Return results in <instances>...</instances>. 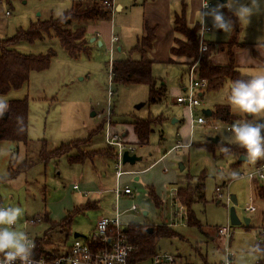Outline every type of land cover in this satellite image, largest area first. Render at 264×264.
Instances as JSON below:
<instances>
[{
  "label": "rangeland",
  "instance_id": "1",
  "mask_svg": "<svg viewBox=\"0 0 264 264\" xmlns=\"http://www.w3.org/2000/svg\"><path fill=\"white\" fill-rule=\"evenodd\" d=\"M101 1H0V40L11 38L18 28L27 29L37 21L57 18L76 3L96 2L100 5ZM206 1L209 3V0ZM215 3L216 0H211L210 6ZM230 3L231 0L224 3L226 14ZM199 16L200 13L196 18L200 22ZM207 27L211 29L210 24ZM236 29L237 32L232 29L229 33H213L211 30L204 40L212 45L226 44V47L220 50H227L229 42L248 44L234 53V58L240 65L238 71L241 76L247 78L260 74L264 67L255 60L250 62L249 53L251 48L264 47V3H260L259 11L251 17L248 24L238 22ZM91 45L89 56L81 54L76 59L69 56L53 37L31 44L19 42L14 46L15 50L24 55L48 52L53 54L46 70L31 72L28 82L20 89L0 95V101L6 105L10 101L27 100V145L0 141V206L22 209V216L14 226L15 230L25 232L30 239H40L46 235L47 229L51 228L49 223L39 219L45 213L57 219L70 211L72 214L76 209H82L73 214L71 231L66 239L61 234L66 230L63 225L47 234V243L43 249L52 253L63 251L65 246H69L74 233L82 235V239L88 238L99 218L113 216V206L116 202L113 194L116 187V163L101 156L95 159L93 157V151L101 149L103 153L104 148L108 147L104 144V130L107 93L111 91L113 96L110 99V125L118 132L128 130L129 143L133 139L131 123L135 120L147 117L163 118L161 125L153 127L146 145L129 144L134 148V155L140 157L141 161L133 166L125 164L122 170H143L161 156H164V160L160 165L149 168L143 175L140 174L137 182L134 181V176L121 177V188L127 186L133 192L131 198L120 197L121 211L131 205L138 208L137 212L124 213L122 220L134 223L146 221L143 225L153 226L152 224H159L164 214H167L170 221L174 212L184 210L179 203L172 204L176 184H186L187 181L194 186L202 182L204 199L194 202L190 209L198 225L187 224L184 210L183 219H175L174 232L178 236L157 239L156 253L174 255L181 264H205L203 258L207 264H219L222 260L223 244L211 240L215 237L216 228L229 223V209L233 207L238 220H250V229L243 227V224L231 227L229 250L234 253L232 264H257L258 253L254 252V245L262 240L260 233L264 222L261 221V210H264V205L256 198L255 186L264 183H254L240 175H246L263 160L257 159L253 162L247 159L238 163L239 157L233 153L222 154L218 149L211 150L204 145L213 144L209 138H217V145L238 147L223 140L221 134L227 135L224 130L229 124L245 119L255 121L259 117L249 116L230 107L227 101L230 83L226 82L218 91H205L201 97V107L194 109L192 116L196 119L200 117L202 110L210 111L214 105H225L229 107L232 115L230 122L205 118V125L191 126L189 112L175 103L176 97L183 94V88L188 85L186 70L191 65L186 66L185 72L179 67L177 77L176 69L168 71L159 66L152 76L159 86L164 84L166 97L159 104H149L147 86H115L111 83L109 52ZM224 54L222 55L226 57ZM126 58L134 59L135 55H127ZM173 120L177 122L173 123ZM39 140H45L52 149L61 144L84 141V144L78 147V154L93 160L83 164H70L67 158L61 157L46 163H36L14 179L5 181L9 162L18 164L24 160L25 155L34 158ZM177 142L183 146L175 150L173 147ZM76 152V149L71 150L70 155H75ZM241 155L245 157L244 152ZM181 164L184 166L183 171L178 170ZM232 172H237L238 178H234ZM147 184H153L157 189L159 197L165 203L163 204L155 194L161 207L155 208L154 202L153 206L143 199L148 188H152H147ZM73 185H77L79 190L73 191ZM216 188L220 189L219 193H216ZM231 196L235 198L236 205L230 203L227 207L226 197ZM250 199L254 200L253 206L256 207V211L251 214L244 212ZM143 212L147 213L146 218H143ZM33 218L39 219V222L24 227L23 223Z\"/></svg>",
  "mask_w": 264,
  "mask_h": 264
},
{
  "label": "trees",
  "instance_id": "2",
  "mask_svg": "<svg viewBox=\"0 0 264 264\" xmlns=\"http://www.w3.org/2000/svg\"><path fill=\"white\" fill-rule=\"evenodd\" d=\"M3 1V0H0ZM105 1V0H104ZM109 1V0H108ZM152 1V0H146ZM230 15V13H227ZM111 16L110 10H104L99 3H76L72 8L63 12L57 18H49L48 20L37 21L29 25L27 29L18 28L11 38L0 40V95H5L10 90L20 89L28 82L31 72L44 71L49 67L50 60L53 56L52 52L38 55H24L14 49V46L19 42L34 43L36 41H43L46 38H56L60 46L68 53L69 56L76 59L81 54L89 56V43L85 37V26L88 23H93L102 20H109ZM76 24V25H75ZM75 25V26H73ZM238 22L233 25V30L237 32ZM198 25L193 28H188L183 12L174 17V29L176 33L183 36V40H175L174 47L170 49L171 58H179L185 60V65L190 66L197 61L196 72L200 78L207 81L206 92L218 91L226 82H232L237 79H248L241 76L234 67V57L231 49L234 46H242L236 42H229L227 44L228 64L224 66L214 65L210 61V55L213 52V45L208 44V50L198 60ZM145 36L139 39L132 49L137 52L139 59H123L113 60L110 66L111 83L115 86L126 85H145L148 88V103L159 104L166 97V90L164 85H158L157 80L151 73V62L144 60L143 56L150 50L154 41V30L145 26ZM233 33H235L233 31ZM234 35V34H233ZM172 61L170 60V63ZM264 66V61H263ZM2 113H7L5 120L0 119V141H7L11 144L21 143L27 145V100L10 101L6 109ZM0 113V115L2 114ZM147 117L145 119H138L132 123L133 133L136 136L137 145H146L150 134L153 132V127L159 126L163 122L162 117ZM212 118L217 121L230 122L232 115L229 107L225 105H217L210 111V116L206 119ZM84 142V141H83ZM83 142L61 144L54 149L50 148L45 140L37 142L36 156L25 155L24 160L15 164L9 162L7 168V175L5 181L14 179L19 174L26 172L36 163H46L50 160H57L61 157L67 158L70 164L83 163L87 158L78 154L79 145ZM206 148L214 150L218 149L222 154L233 153L236 157L242 156V149L239 147L230 148L217 144H205ZM223 147H228L229 151L224 152ZM76 149L75 155H70L71 150ZM103 150V149H102ZM93 157L101 156V158H108L115 160V153L113 149L106 147L104 152L101 149L93 151ZM93 159V158H92ZM263 162L256 165L264 164ZM257 182V181H255ZM254 182V183H255ZM258 183V182H257ZM148 196L155 203L156 207H161L158 198L152 188H148ZM255 195L259 200L264 201V184L255 186ZM176 198L182 208L185 210L188 225H198L194 215L191 212V205L204 199L203 183L199 182L192 186L189 182L182 188L176 190ZM87 207V206H86ZM82 210V209H79ZM75 210L74 213H67V215L58 223H52L48 219V213H45L41 220L49 223L52 228H57L60 225L65 226V232H69V227L73 220V214L79 213ZM151 228L152 232L147 233L146 230ZM249 229V226L245 227ZM125 233L128 242L133 247L131 255L132 262H142L150 259L156 254L155 243L160 238H170L178 236L174 229L167 227L164 223L159 226H146L143 224H129L125 228ZM34 241V255L38 257H54L57 251L49 253L43 249L47 242L46 238L33 239ZM261 255V260L258 264H264V242L259 243L256 248ZM205 264L206 260L203 258ZM186 264V263H185Z\"/></svg>",
  "mask_w": 264,
  "mask_h": 264
},
{
  "label": "built area",
  "instance_id": "3",
  "mask_svg": "<svg viewBox=\"0 0 264 264\" xmlns=\"http://www.w3.org/2000/svg\"><path fill=\"white\" fill-rule=\"evenodd\" d=\"M101 7L104 10H110L112 13V6L108 0L101 2ZM210 7V3L206 0H201L200 10L202 11L205 7ZM197 39H198V60L208 50V44L205 42V35L211 31L210 28H205L204 23L200 21L198 25ZM116 39L112 38L111 42H115ZM197 61L192 64L187 70L188 85L183 88V94L181 93L176 97L175 103L183 106L188 112L190 117V125H205L206 121L201 112L200 117L193 119L192 111L196 108L201 107V97L207 89V81L200 78L196 72ZM109 68V79L110 66ZM110 88V85L108 89ZM113 96L111 91H108L107 97V109L105 115V131L104 141L105 145L113 149L115 153V179L116 187L113 190L115 205L113 206L112 217H101L95 224L93 232L86 239H73L71 244L63 252L55 255L54 257H38L33 253V260L35 264H181L179 259L171 254L157 252L150 259L142 262H132L133 247L128 242V238L125 233V228L128 226L122 220V216L126 212H136L137 206L131 205L128 209L121 211L119 207V200L122 196H130L131 189L129 187L120 186V179L124 175L134 176L137 174L136 171H125L122 170V155L127 152L129 155L134 154V148L126 144L122 135L113 132L110 125V99ZM231 125V124H229ZM228 125V126H229ZM227 126V127H228ZM215 129L216 127L213 126ZM178 145L176 148H181ZM245 177L251 182L264 183V164L256 165L246 175H240ZM235 178H238L237 176ZM73 190H78L77 185H73ZM220 189L216 188V193H219ZM175 198L172 200V204L179 203L176 198V190L174 194ZM231 203L230 198L226 197L227 207ZM182 208V206H180ZM183 210V208H182ZM184 211V210H183ZM174 212L173 218L167 224L169 227H175V219L178 217L179 220L183 219L184 212ZM255 207L253 204H249L244 212L253 213ZM41 220V218H39ZM39 219L26 220L23 225L28 227L35 225L39 222ZM15 226V225H14ZM230 224L228 223L224 227H218L215 231V237L211 240L213 242L220 241L223 244L221 249L222 260L219 264H232L234 260V253L229 250L230 240L232 237ZM260 236L264 238V230L261 231ZM33 244V239L28 238ZM263 240H260L261 243ZM34 251V247L32 252ZM17 264L19 262L17 261Z\"/></svg>",
  "mask_w": 264,
  "mask_h": 264
},
{
  "label": "crops",
  "instance_id": "4",
  "mask_svg": "<svg viewBox=\"0 0 264 264\" xmlns=\"http://www.w3.org/2000/svg\"><path fill=\"white\" fill-rule=\"evenodd\" d=\"M102 1H104V0H102ZM109 2L111 4L112 10H113V13H111L110 19L97 21V22H93V23H88L85 26V37L88 40L89 45L93 44L94 46L104 48L106 51L109 52L110 62L108 63V65L113 60L129 59L126 57H127V55H131V54L135 55L134 59H139L140 55L137 52H133L132 49L135 47L137 41L145 36V30L144 29H145V26H147L150 29L154 30V37H155L150 50H148L145 53V55L143 56L144 60L151 62V73L153 74L155 71H157V68L159 66H162L163 68H165L168 71H172V70L176 69L177 70V71H175L176 77L179 74V70H178L179 67H181L185 72V70H186V65L184 64L185 60L170 57V49L172 47H174L175 40H177V39L183 40L184 39L183 36L176 33V31L174 29V17L176 15H180L183 12L185 23H186L188 28L191 29L194 26L199 25L200 22L196 18V16L198 15V13H201V10H200L201 0H152V1H146V0H109ZM112 38H115L116 41L111 42ZM91 39H93L92 40L93 42L90 43ZM240 44H243V45L242 46H234L233 47L234 49L232 48L233 50H231V51H232L233 57H234V53L236 54L238 51L243 49L245 46H248V44H246V43H240ZM223 47H226V44H224V45L220 44L219 46L216 44H213V52L210 55V61L212 64L219 65V66H224V65L228 64L227 50L226 49L220 50ZM89 48H90V46H89ZM224 53L226 54V57L222 55ZM249 54L253 58L252 59L250 57V62H253L255 60L257 63L260 64V66H263L264 47L258 48V49L251 48V52ZM221 55H222V57H221ZM170 60L172 61L171 63H170ZM234 67L236 68L237 71L239 70V67H240L239 63L235 60V58H234ZM186 72H187V70H186ZM238 72H239V74H241L240 71H238ZM242 76H244V75H242ZM215 106H217V105H214L212 110L215 108ZM212 110H210V111H212ZM202 111H208V110H202ZM176 122H177L176 120H173V123H176ZM130 129L132 130V134H133V139L131 140L132 141L131 143H129L127 141L128 130L125 129V131L118 132L111 125V130L113 132H116V133H119L120 135H122L124 142L126 144L135 145V144H137V140H136V136L133 133L132 123H131ZM210 139L211 138H209L208 140L210 141ZM217 142H218V140H217ZM104 144H105V142H104ZM215 144H217V143H215ZM178 145H181V144H179V142H177L173 148L175 150L180 149V148H176ZM181 146H183V145H181ZM94 159H95V157H94ZM92 160L87 159L83 163L88 162V161L91 162ZM163 160H164V156H161L158 158V160H156L155 162H152L148 166V168H146V169L131 170V171L137 172V174L134 175V181L135 182L139 181V175L140 174L143 175L144 173H146L149 170V168L155 166L156 164H157V166L160 165L163 162ZM111 161L114 162L113 159ZM83 163H80V164H83ZM183 169H184V166H183ZM186 183H187V181H186ZM255 183H257V182H255ZM185 185H186L185 183L176 184V190L178 188H181V187L183 188ZM123 187H127V186H123ZM146 187L147 188L152 187L154 189L155 194L159 197L158 191L153 184H147ZM72 190H73V186H72ZM78 190H79V188H78ZM73 191H75V190H73ZM132 196H133V192L131 191V195L127 196V197L131 198ZM159 198L162 201V198L161 197H159ZM143 199L146 202H150L154 206V204L152 203V201L148 197V191L146 193V196ZM259 201L264 205V201H262V200H259ZM162 203L165 204L163 201H162ZM251 203L252 204L254 203L253 199H250L249 204H251ZM255 211H256V207H255ZM126 213H130V212H126ZM66 215L67 214H65V216ZM65 216L58 217L57 219H59V221L57 219L51 217L50 215L48 216V219L52 223H58ZM142 216H143V218H146L147 213L143 212ZM261 216H262L261 221L264 222V210H261ZM53 219H55V220L53 221ZM145 222L146 221H142L140 223H134V222L124 221V223H126L127 225H129V224H140L141 225ZM163 223L167 227H169L167 225L169 223L167 214H164V216H163V218L159 224H157V225L152 224V225L153 226H159V225H162ZM249 223H250V220H249ZM249 223H248V225H244L242 223L243 227L249 226ZM149 224H151V223H149ZM71 225H72V223H71ZM71 225L69 227V232H61V234L64 235L65 239L70 234ZM50 227L51 228L47 229L46 235H44L43 238H46L47 234L53 231L54 228H52L51 225H50ZM262 227H261V231L264 230V228H262ZM169 228L174 229L175 227H169ZM249 229H250V227H249ZM34 239H37V238H34ZM40 239H42V238H40ZM231 239H232V237H231ZM262 240L263 241L261 243L264 242V238ZM258 244H259V241L256 242L254 245V252H256V253H258V252L255 248ZM67 247L65 246L64 250H66ZM63 251H57L56 254H59ZM46 252H48V251H46ZM49 253H51V252H49ZM261 258H262L261 255L258 253L257 260H256L257 264L261 260Z\"/></svg>",
  "mask_w": 264,
  "mask_h": 264
},
{
  "label": "clouds",
  "instance_id": "5",
  "mask_svg": "<svg viewBox=\"0 0 264 264\" xmlns=\"http://www.w3.org/2000/svg\"><path fill=\"white\" fill-rule=\"evenodd\" d=\"M227 0H225V3ZM211 3V0H209ZM264 0H231L226 14L224 3L216 0L215 5L205 7L200 13V20L208 24L214 32L229 33L235 22L248 24L251 17L259 11ZM227 101L230 107L240 112L257 116L255 121L245 119L229 125L222 139L238 146L245 153V158L255 162L264 158V70L248 79H237L230 82ZM7 105L0 101V113ZM228 152V147H223ZM235 178L238 173L232 172ZM22 216L20 207L0 206V264H35L32 249L34 244L23 231L14 228Z\"/></svg>",
  "mask_w": 264,
  "mask_h": 264
},
{
  "label": "water",
  "instance_id": "6",
  "mask_svg": "<svg viewBox=\"0 0 264 264\" xmlns=\"http://www.w3.org/2000/svg\"><path fill=\"white\" fill-rule=\"evenodd\" d=\"M221 3H225V0H221ZM93 39H91L90 43L93 42L92 41ZM202 114L206 117L210 116V111H202ZM7 117V113H2L0 115V119L1 120H5ZM211 143H217V138H211L210 139ZM141 161V158L132 154V155H129L127 152H124L123 155H122V165H130V166H133L135 165L137 162H140ZM242 161H247V159L244 157V156H240L238 158V163H241ZM179 171H183V165H179ZM230 201H231V204L234 206L236 205V201L234 199V197H230ZM145 215V214H144ZM244 224V225H248L249 223V219H243L242 221L238 220V218L236 217V214H235V211H234V208L231 207L229 209V224L230 226L232 227H236V226H240L241 224ZM147 233H151L152 232V229L149 228L146 230ZM77 238H83L82 235L80 234H76L74 233L73 234V239H77Z\"/></svg>",
  "mask_w": 264,
  "mask_h": 264
}]
</instances>
